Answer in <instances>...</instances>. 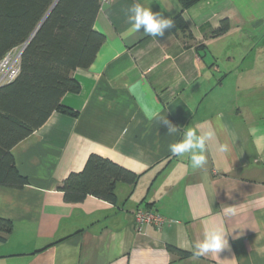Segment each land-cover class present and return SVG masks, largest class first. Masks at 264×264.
I'll use <instances>...</instances> for the list:
<instances>
[{
	"label": "crops",
	"instance_id": "0c3cea01",
	"mask_svg": "<svg viewBox=\"0 0 264 264\" xmlns=\"http://www.w3.org/2000/svg\"><path fill=\"white\" fill-rule=\"evenodd\" d=\"M133 2L165 17L181 13L187 29L129 34ZM224 19L229 29L214 35ZM94 26L105 41L88 68L72 72L80 91L61 99L77 115L54 111L12 147L28 183L0 185V216L13 223L0 264H264V0H198L186 8L178 0H113ZM150 110L181 131L167 134L148 119ZM186 128L215 130L202 168L169 151ZM90 153L140 173L133 186L116 184L115 203L63 199L59 184ZM229 206L235 216L224 215ZM136 209L164 223L137 231ZM213 224L228 233L229 248L195 258L194 244ZM168 245L191 254L180 257Z\"/></svg>",
	"mask_w": 264,
	"mask_h": 264
},
{
	"label": "trees",
	"instance_id": "16d2710c",
	"mask_svg": "<svg viewBox=\"0 0 264 264\" xmlns=\"http://www.w3.org/2000/svg\"><path fill=\"white\" fill-rule=\"evenodd\" d=\"M55 1L0 0V64L14 48L21 49L45 16L19 56L16 75L0 82L1 186L22 188L28 183L14 161L12 147L16 143L39 128L54 111L77 115L61 99L66 93L80 91L72 72L88 68L105 41V35L94 26L99 0H57L53 5ZM178 1L186 8L198 0ZM171 18L172 31L187 29L181 13ZM228 29L224 19L213 34ZM139 176L107 157L90 153L82 169L70 172L58 189L68 202H80L92 195L115 203L116 184L133 186ZM12 227V220L0 216V242L7 240ZM168 250L180 257L191 254L173 245H168Z\"/></svg>",
	"mask_w": 264,
	"mask_h": 264
},
{
	"label": "clouds",
	"instance_id": "9594fccd",
	"mask_svg": "<svg viewBox=\"0 0 264 264\" xmlns=\"http://www.w3.org/2000/svg\"><path fill=\"white\" fill-rule=\"evenodd\" d=\"M127 20L130 25L129 34L143 32L151 37H163L165 31L174 27V20L171 17H165L161 13H154L150 8L143 7L138 2H133L127 9ZM148 119H155L167 128V134L175 135L181 130L173 124L165 115L156 110H150L146 113ZM217 127H222V114L218 113L214 118ZM215 136V130L208 128L203 132H198L194 128H186L182 133V139L169 144V151L175 156L189 155L191 167L193 169L202 168L207 163V141ZM220 153L228 152V145L221 143L218 145ZM237 214V209L227 207L224 209L226 217H232ZM227 232L222 226L210 225L205 228L203 239L194 244L193 256L199 258L207 253H221L229 248Z\"/></svg>",
	"mask_w": 264,
	"mask_h": 264
},
{
	"label": "built area",
	"instance_id": "2783aa9c",
	"mask_svg": "<svg viewBox=\"0 0 264 264\" xmlns=\"http://www.w3.org/2000/svg\"><path fill=\"white\" fill-rule=\"evenodd\" d=\"M111 1L113 0H99L100 8L103 7V5L110 3ZM17 57H19V53ZM11 65L12 68L10 70H7L4 74L0 76V82H4L2 81L4 79L6 81H9L16 75L18 71V63L16 64V66H13V64ZM133 221L136 230L142 231L145 227L150 225L160 227L164 223V218L150 209H136L133 212Z\"/></svg>",
	"mask_w": 264,
	"mask_h": 264
},
{
	"label": "rangeland",
	"instance_id": "374dc122",
	"mask_svg": "<svg viewBox=\"0 0 264 264\" xmlns=\"http://www.w3.org/2000/svg\"><path fill=\"white\" fill-rule=\"evenodd\" d=\"M20 51V48H14L12 51H10L1 61V65H0V76L2 74H4L7 70H10L12 67L11 64H13V66H16V64L18 63V53ZM18 58V59H17ZM2 81H6L5 79ZM156 213V212H155ZM157 214V213H156ZM159 215V214H158ZM151 226V225H150Z\"/></svg>",
	"mask_w": 264,
	"mask_h": 264
},
{
	"label": "water",
	"instance_id": "95a60500",
	"mask_svg": "<svg viewBox=\"0 0 264 264\" xmlns=\"http://www.w3.org/2000/svg\"><path fill=\"white\" fill-rule=\"evenodd\" d=\"M56 1H57V0H56ZM56 1L53 3V5L56 3ZM53 5H52V7H53ZM52 7H51V8H52ZM51 8H50V10H51ZM50 10H49V11H50ZM49 11H48V12H49ZM46 15H47V14H46ZM44 18H45V16H44ZM44 18H43V20H44ZM43 20H42V21H43ZM42 21L40 22V24L42 23ZM40 24H39V25H40ZM39 25H38V27H39ZM38 27H37V28H38ZM37 28L34 30V32H33L32 35L30 36V38L26 41V43L21 47V49H20V51H19V56H20V54L22 53V51H23V49L25 48V46L27 45V43H28V42L30 41V39L32 38V36H33V34L35 33V31L37 30Z\"/></svg>",
	"mask_w": 264,
	"mask_h": 264
}]
</instances>
